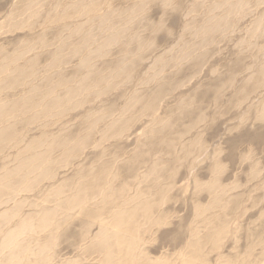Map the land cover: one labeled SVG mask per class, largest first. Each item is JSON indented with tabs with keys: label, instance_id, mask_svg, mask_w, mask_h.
I'll use <instances>...</instances> for the list:
<instances>
[{
	"label": "rangeland",
	"instance_id": "rangeland-1",
	"mask_svg": "<svg viewBox=\"0 0 264 264\" xmlns=\"http://www.w3.org/2000/svg\"><path fill=\"white\" fill-rule=\"evenodd\" d=\"M0 264H264V0H0Z\"/></svg>",
	"mask_w": 264,
	"mask_h": 264
},
{
	"label": "bare ground",
	"instance_id": "bare-ground-1",
	"mask_svg": "<svg viewBox=\"0 0 264 264\" xmlns=\"http://www.w3.org/2000/svg\"><path fill=\"white\" fill-rule=\"evenodd\" d=\"M3 51V50H2ZM89 194V193H88ZM78 198V197H77ZM64 201V200H63ZM68 201V200H67ZM79 202V201H78ZM84 202H86V201H84ZM56 203V202H55ZM82 203H83V201H82ZM81 203V204H82ZM69 204H70V202H69ZM75 204V203H74ZM76 205V204H75ZM83 205V204H82ZM68 206V205H67ZM72 207L74 206L73 205V203H72V205H71ZM70 205H69V208H72ZM88 206V205H87ZM59 207V206H58ZM63 207H64V205H63ZM76 207V206H75ZM62 210V209H61ZM47 216V215H46ZM72 216V215H71ZM122 216V215H121ZM145 216H147V215H145ZM44 220V219H43ZM43 220H42V222H43ZM48 222V221H47ZM20 227V226H19ZM17 228V227H16ZM52 228V227H51ZM44 232V231H43ZM52 233V232H51ZM121 233V232H120ZM119 235V234H118ZM117 238H119V237H117ZM7 242V241H6ZM7 245V244H6ZM16 245V244H15ZM9 246V245H8ZM11 246H13V245H11ZM15 248V247H14ZM15 255V254H14ZM16 256V255H15Z\"/></svg>",
	"mask_w": 264,
	"mask_h": 264
}]
</instances>
